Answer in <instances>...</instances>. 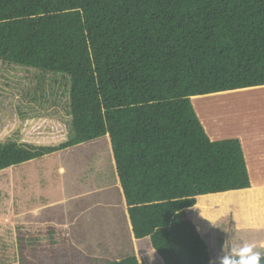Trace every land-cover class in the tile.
Returning a JSON list of instances; mask_svg holds the SVG:
<instances>
[{"label":"trees","instance_id":"obj_1","mask_svg":"<svg viewBox=\"0 0 264 264\" xmlns=\"http://www.w3.org/2000/svg\"><path fill=\"white\" fill-rule=\"evenodd\" d=\"M0 62L68 76L72 132L0 142V170L107 136L136 250L108 264H219L206 215L251 181L191 97L264 85V0H0Z\"/></svg>","mask_w":264,"mask_h":264},{"label":"rangeland","instance_id":"obj_2","mask_svg":"<svg viewBox=\"0 0 264 264\" xmlns=\"http://www.w3.org/2000/svg\"><path fill=\"white\" fill-rule=\"evenodd\" d=\"M68 85V76L60 73L0 62V142L51 146L69 139ZM226 95L234 96L230 101L239 116L250 107L243 114L246 121L240 123L243 117L230 107L231 118L240 122L228 121L229 110L222 108L229 102ZM191 103L207 134L214 137L217 131L213 140L236 138L242 125L264 127V85L196 95ZM113 166L108 138L101 136L0 170V264H108L136 253ZM219 216V210L210 211L203 220L208 231L202 235L215 261L233 245L254 240L246 241L231 216ZM50 217L51 225H44ZM105 242L112 246L107 243V249ZM253 244L254 252L264 253Z\"/></svg>","mask_w":264,"mask_h":264},{"label":"crops","instance_id":"obj_3","mask_svg":"<svg viewBox=\"0 0 264 264\" xmlns=\"http://www.w3.org/2000/svg\"><path fill=\"white\" fill-rule=\"evenodd\" d=\"M193 97L196 96H192L191 98ZM213 133L215 134L214 137L208 134L212 140L218 134L217 131L216 133L215 132ZM235 137L240 140L242 149L244 150L245 153L246 165L248 169L247 173L248 176L250 177L251 186L239 190H230L231 195L230 196L228 195L229 197L226 195L227 197L226 201H228L230 204L229 208L226 209V211H222L223 213L221 212L222 214L220 213V216L221 217L226 215L231 216L232 221L244 233V237L246 241L248 239L250 240L254 239L249 244L256 243L261 245L262 248H264V127H260V128L255 127V129L253 130V129H248V127L242 125L239 128V131L236 133ZM58 171L59 173L64 174L65 173L64 166L58 165ZM250 172H252L253 175L256 176L255 180H253L252 177L250 176ZM125 214L128 218L129 226L131 229V224L127 210ZM51 219H52L51 217L45 218L46 221H44L43 224L50 226ZM133 242H134V236H133ZM107 243L108 242L103 243L106 244L105 245L106 248H107ZM111 243L112 242L108 243L109 247L112 246ZM215 262L219 263V261H215Z\"/></svg>","mask_w":264,"mask_h":264},{"label":"clouds","instance_id":"obj_4","mask_svg":"<svg viewBox=\"0 0 264 264\" xmlns=\"http://www.w3.org/2000/svg\"><path fill=\"white\" fill-rule=\"evenodd\" d=\"M254 247V244L249 243L233 245L230 253L223 252L219 257V264H260L261 254L254 252Z\"/></svg>","mask_w":264,"mask_h":264},{"label":"bare ground","instance_id":"obj_5","mask_svg":"<svg viewBox=\"0 0 264 264\" xmlns=\"http://www.w3.org/2000/svg\"><path fill=\"white\" fill-rule=\"evenodd\" d=\"M240 91H242V90H240ZM240 91H235V92H236V93H238V92L240 93ZM243 91H244V93H245V90H243ZM247 91H248V89H247ZM233 92H234V91H233ZM229 93H230V92H229ZM229 93H227V95H228ZM236 93H235V94H236ZM231 94H232V92H231ZM233 94H234V93H233ZM233 94H232V95H233ZM235 94H234V95H235ZM242 94H243V93H242ZM261 94H262V92H261ZM227 95H226L225 97H226V99L231 103L230 100H233L234 96H233V98H232V95H229V96H227ZM235 96H237V95H235ZM241 96H242V95H241ZM244 96H245V95H244ZM255 96H256V95H255ZM227 97H228V98H227ZM242 97H243V96H242ZM256 97H257V96H256ZM229 98H230V99H229ZM239 98H240V97H239ZM200 100L204 101V99H202L201 97H200ZM224 100H225V99H224ZM235 101H236V99H235ZM240 101H244V100H240ZM229 102H225L223 105L221 104V105H222V108H224L225 113H226V111H228L229 109L232 108V110H233L232 113H234V115L237 114V115L239 116V112L237 111L238 109H237V107H236L233 103H231V104H232V107H231L230 105L227 106V107L224 106V105H227L226 103L229 104ZM196 103H198V102H196ZM196 103H193V104L196 105ZM241 103H242V102H241ZM243 103H244V102H243ZM245 103H246V102H245ZM247 103H248V102H247ZM236 104H238V103H236ZM198 105H200V104H198ZM203 106H206V105H203ZM245 106H246V105H245ZM249 106H250V105H249ZM198 107H199V106H198ZM200 107H202V105H201ZM229 107H230V108H229ZM234 107H236V109H235ZM220 108H221V107L219 106L218 109H220ZM227 108H229V109L226 110ZM249 108H250V107L246 106V108H244V109L242 110V115H240L241 117H240V116H239V117L242 118L244 112H246L247 109H249ZM251 108H252V106H251ZM212 109H213V110H212ZM212 109H211L212 111H215V112L218 113V111H217L216 109H214V108H212ZM198 110H199V108H198ZM206 110H209V107H208V106H207V109H206ZM245 110H246V111H245ZM250 110H252V109H250ZM239 111H241V110L239 109ZM229 112H230V113H229ZM236 112H237V113H236ZM205 113H207V112H205ZM209 113L211 114V112H208V114H209ZM212 113H213V112H212ZM217 113H215L216 116H217ZM228 113H229V115H227ZM235 113H236V114H235ZM210 114H209V115H210ZM230 114H231V110H229V111L226 113L227 118L230 117V118H228L229 120H228L227 118H225V115L223 116V118H225V119H227L228 121H230V120L233 118V117L231 118V116H233V114H231V116H230ZM203 115H205V114L203 113ZM218 116H219V115H218ZM218 116H217V117H218ZM205 117H206V115H205ZM239 117H238V118H233V119H237L238 122L236 121V123H239V122H240ZM200 118H201V116H200ZM203 118H204V116H203ZM206 118H207V117H206ZM244 118H245V121H246V117H243V118L241 119V122H240V123L243 122V119H244ZM218 119H219V118H218ZM218 119H217V120H218ZM220 119H221V118H220ZM220 119H219V121H221ZM233 119H232V121H233ZM204 120H206V119H204ZM204 120H203V121H204ZM224 121H225V120H224ZM224 124H227V123H224V122H223V125H224Z\"/></svg>","mask_w":264,"mask_h":264}]
</instances>
